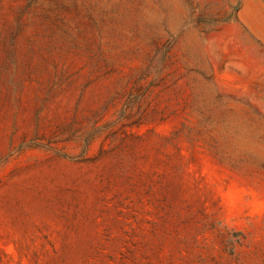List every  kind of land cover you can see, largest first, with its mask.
<instances>
[{
	"label": "rangeland",
	"instance_id": "374dc122",
	"mask_svg": "<svg viewBox=\"0 0 264 264\" xmlns=\"http://www.w3.org/2000/svg\"><path fill=\"white\" fill-rule=\"evenodd\" d=\"M264 0H0V264H264Z\"/></svg>",
	"mask_w": 264,
	"mask_h": 264
},
{
	"label": "crops",
	"instance_id": "0c3cea01",
	"mask_svg": "<svg viewBox=\"0 0 264 264\" xmlns=\"http://www.w3.org/2000/svg\"><path fill=\"white\" fill-rule=\"evenodd\" d=\"M254 21L259 27L258 29L254 30V34H256L264 42V17L255 19Z\"/></svg>",
	"mask_w": 264,
	"mask_h": 264
}]
</instances>
